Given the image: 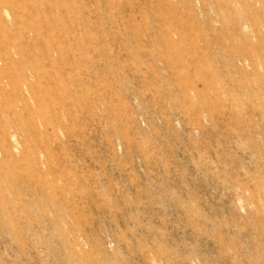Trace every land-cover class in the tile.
<instances>
[{"label":"rangeland","instance_id":"obj_1","mask_svg":"<svg viewBox=\"0 0 264 264\" xmlns=\"http://www.w3.org/2000/svg\"><path fill=\"white\" fill-rule=\"evenodd\" d=\"M0 264H264V0H0Z\"/></svg>","mask_w":264,"mask_h":264}]
</instances>
